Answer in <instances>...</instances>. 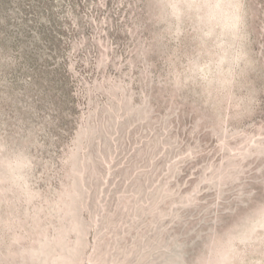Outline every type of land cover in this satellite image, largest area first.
<instances>
[{
	"label": "rangeland",
	"instance_id": "1",
	"mask_svg": "<svg viewBox=\"0 0 264 264\" xmlns=\"http://www.w3.org/2000/svg\"><path fill=\"white\" fill-rule=\"evenodd\" d=\"M0 264H264V0H0Z\"/></svg>",
	"mask_w": 264,
	"mask_h": 264
}]
</instances>
